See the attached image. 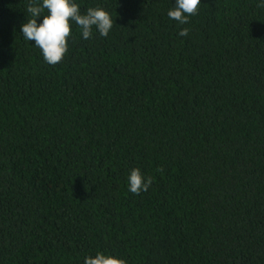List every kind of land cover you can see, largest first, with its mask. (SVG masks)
Listing matches in <instances>:
<instances>
[{
	"label": "trees",
	"instance_id": "1",
	"mask_svg": "<svg viewBox=\"0 0 264 264\" xmlns=\"http://www.w3.org/2000/svg\"><path fill=\"white\" fill-rule=\"evenodd\" d=\"M74 2L114 24L53 66L0 0V264H264V0Z\"/></svg>",
	"mask_w": 264,
	"mask_h": 264
},
{
	"label": "clouds",
	"instance_id": "2",
	"mask_svg": "<svg viewBox=\"0 0 264 264\" xmlns=\"http://www.w3.org/2000/svg\"><path fill=\"white\" fill-rule=\"evenodd\" d=\"M201 0H175V6L167 13L168 17L179 24L189 23V16L198 14ZM264 7V3L257 5ZM47 10V14L45 13ZM30 19L21 25V33L27 41H34L41 50L43 59L49 65L61 62L68 51L67 39L71 35V23L74 22L81 30L82 37L87 40L92 36L95 27L99 34L106 37L113 27L114 21L110 14L100 7H89L85 14L74 0H28L26 8ZM43 17L42 23H37V17ZM188 28H183L180 36H187ZM162 171V169H157ZM153 178H145L140 169L135 168L128 176V190L139 195L151 186ZM84 264H126L123 259L115 258L97 252L94 257L88 256Z\"/></svg>",
	"mask_w": 264,
	"mask_h": 264
}]
</instances>
